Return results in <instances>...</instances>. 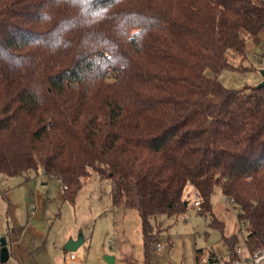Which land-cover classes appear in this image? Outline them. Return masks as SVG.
<instances>
[{
  "label": "trees",
  "instance_id": "16d2710c",
  "mask_svg": "<svg viewBox=\"0 0 264 264\" xmlns=\"http://www.w3.org/2000/svg\"><path fill=\"white\" fill-rule=\"evenodd\" d=\"M263 37L264 0H0V174L42 172L72 205L85 178L109 182L114 207L141 216L145 264L192 186L226 264L255 253L264 88L217 75ZM217 186L248 228L242 253L213 212Z\"/></svg>",
  "mask_w": 264,
  "mask_h": 264
},
{
  "label": "rangeland",
  "instance_id": "374dc122",
  "mask_svg": "<svg viewBox=\"0 0 264 264\" xmlns=\"http://www.w3.org/2000/svg\"><path fill=\"white\" fill-rule=\"evenodd\" d=\"M246 45L247 60H234L241 70L225 69L217 75L229 89L258 86L263 81L264 44L248 40ZM38 173L0 174V239L6 237L10 252L9 260L0 264H110L106 256L113 257L115 264H145L141 216L135 209L114 207L109 182L85 178L84 189L72 205L63 201L58 180ZM184 199L189 202L185 214L160 218L165 232L153 245L151 264H210L212 252L228 258L221 230L209 227L210 216L200 215L194 207L197 199L192 186ZM211 199L225 235H238L240 248L246 247L248 228L239 221L240 208L219 186ZM81 234L84 244L74 253L67 252L64 246ZM158 244L164 246L163 251H158Z\"/></svg>",
  "mask_w": 264,
  "mask_h": 264
},
{
  "label": "built area",
  "instance_id": "2783aa9c",
  "mask_svg": "<svg viewBox=\"0 0 264 264\" xmlns=\"http://www.w3.org/2000/svg\"><path fill=\"white\" fill-rule=\"evenodd\" d=\"M195 194H196L197 200L195 201L194 206L200 208L201 206L200 196L197 193ZM157 249L158 251H163L164 246H161L160 244H158ZM244 249L245 247H242V248H239L238 251L242 253ZM216 259L219 261L213 264H226L228 262V258L225 259V257L222 255L221 256L216 255ZM233 264H264V248L257 250L255 253H248L246 256L241 254L239 256V259L236 260Z\"/></svg>",
  "mask_w": 264,
  "mask_h": 264
},
{
  "label": "water",
  "instance_id": "95a60500",
  "mask_svg": "<svg viewBox=\"0 0 264 264\" xmlns=\"http://www.w3.org/2000/svg\"><path fill=\"white\" fill-rule=\"evenodd\" d=\"M261 75L263 76V81L258 85V88H264V69L261 71ZM84 244V236L81 234L77 240L69 241L64 249L68 252L74 253V251L79 250V248ZM8 243L6 237H2L0 239V262H7L10 258V252L8 251ZM106 261L110 264L114 263V258L110 256H106Z\"/></svg>",
  "mask_w": 264,
  "mask_h": 264
},
{
  "label": "crops",
  "instance_id": "0c3cea01",
  "mask_svg": "<svg viewBox=\"0 0 264 264\" xmlns=\"http://www.w3.org/2000/svg\"><path fill=\"white\" fill-rule=\"evenodd\" d=\"M245 249H246V247H245Z\"/></svg>",
  "mask_w": 264,
  "mask_h": 264
}]
</instances>
